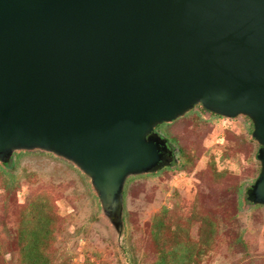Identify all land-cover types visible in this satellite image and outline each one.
Here are the masks:
<instances>
[{
	"label": "water",
	"instance_id": "1",
	"mask_svg": "<svg viewBox=\"0 0 264 264\" xmlns=\"http://www.w3.org/2000/svg\"><path fill=\"white\" fill-rule=\"evenodd\" d=\"M248 118L264 206V0H0V163L74 164L116 230L127 180L166 168L156 128Z\"/></svg>",
	"mask_w": 264,
	"mask_h": 264
},
{
	"label": "rangeland",
	"instance_id": "2",
	"mask_svg": "<svg viewBox=\"0 0 264 264\" xmlns=\"http://www.w3.org/2000/svg\"><path fill=\"white\" fill-rule=\"evenodd\" d=\"M252 132L248 118L201 106L157 127L175 161L127 180L120 230L74 164L42 151L15 153L0 163V264H25L38 207L50 231L39 264H159L176 243L186 264H264V206L246 198L260 173ZM167 255L166 264L177 263Z\"/></svg>",
	"mask_w": 264,
	"mask_h": 264
},
{
	"label": "trees",
	"instance_id": "3",
	"mask_svg": "<svg viewBox=\"0 0 264 264\" xmlns=\"http://www.w3.org/2000/svg\"><path fill=\"white\" fill-rule=\"evenodd\" d=\"M164 125H167V124H164ZM30 214H31L30 215L31 221L28 222V224L31 225V228L29 231L30 236L28 237L30 239V242L25 247L27 250V253L24 255V262L25 264H39L38 262L42 260V257L40 256V251L45 244L46 238L50 234V231L48 229L49 218L46 215L43 207L35 208L34 210L31 211ZM159 228L161 229V222L158 223L157 228L154 231V238L156 239L160 238V234L157 231ZM181 246L182 244L180 245V243H176L172 251L170 252L165 251L166 253L162 252L161 259H160L161 261L159 262V264H166L165 259H166L167 254H172L174 259L178 260L177 263L174 261L175 264H186L187 261L182 262L181 260L183 258H180L177 252L178 250H180L179 248ZM186 260H188V258Z\"/></svg>",
	"mask_w": 264,
	"mask_h": 264
},
{
	"label": "flooded vegetation",
	"instance_id": "4",
	"mask_svg": "<svg viewBox=\"0 0 264 264\" xmlns=\"http://www.w3.org/2000/svg\"><path fill=\"white\" fill-rule=\"evenodd\" d=\"M168 148H169V150L172 152V154L169 155V158L167 159V160L170 162L169 165H171V164H173L174 161H175V159H174V155H173L174 151H173V149H172V147H171V145H170L169 143H168Z\"/></svg>",
	"mask_w": 264,
	"mask_h": 264
}]
</instances>
